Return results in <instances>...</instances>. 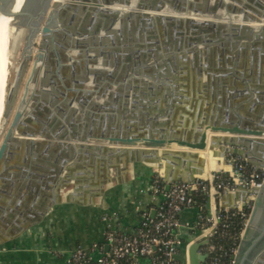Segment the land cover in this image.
Returning <instances> with one entry per match:
<instances>
[{
	"label": "water",
	"instance_id": "obj_1",
	"mask_svg": "<svg viewBox=\"0 0 264 264\" xmlns=\"http://www.w3.org/2000/svg\"><path fill=\"white\" fill-rule=\"evenodd\" d=\"M112 5L133 8H106ZM0 14L28 29L3 110L11 118L0 142V242L57 205L82 163L95 164L98 192L108 170L135 163L159 170L166 190L172 182L192 183L204 171V151L221 162L239 155L264 173V24L248 23L264 22V0H0ZM204 15L215 19H198ZM37 34L29 81L15 105ZM103 39L111 46H101ZM82 48L95 53L89 63L108 69L88 70L83 61L82 78L58 86L54 77L62 81L63 69L78 73L77 61L63 65L69 57L62 53L82 57ZM88 77L106 101L88 102L90 92L80 89ZM64 91L70 99H61ZM235 192L245 198L232 208L247 200L252 208L233 264L255 263L264 258V179ZM194 223L178 220L174 230L188 232L183 240L175 235L172 259L182 264L208 256L199 248L209 236L195 239L202 230L190 233Z\"/></svg>",
	"mask_w": 264,
	"mask_h": 264
},
{
	"label": "crops",
	"instance_id": "obj_2",
	"mask_svg": "<svg viewBox=\"0 0 264 264\" xmlns=\"http://www.w3.org/2000/svg\"><path fill=\"white\" fill-rule=\"evenodd\" d=\"M171 13L184 18L188 17L182 13ZM202 18L215 19L211 16ZM221 21H227V19H222ZM118 30L119 28L117 27V33ZM126 35L129 41V33H126ZM108 43L107 39H103L100 45L104 47L110 44ZM94 47H98V45H93V49ZM87 49L82 48L85 51L82 57L76 56L77 50H68L62 53L64 56L69 57V60L62 62L63 65L67 66L77 61L78 73L72 74L63 69V84L62 81H58L54 77L58 86L64 85L67 87L71 83L76 82L73 79L76 78L74 75L78 76L77 79L82 78L81 62L83 61L86 62L85 69L88 70L108 69L107 67L97 68L98 66L95 64L89 63L90 59L94 58L95 53L89 49L87 51ZM105 49L109 52L111 47ZM98 60L101 61L102 57L99 56ZM87 79L80 89H82L81 91L90 92L87 99L88 102L99 103L106 101L107 95L96 97L97 95L94 92L98 89L94 88L89 77ZM45 88L49 90L50 87L47 85ZM52 89H55V84H52ZM113 90L114 86L107 89V91ZM69 95V92L64 91L61 99H70L66 97ZM222 98L226 102L225 97ZM73 105H76V103H73ZM205 110H208V108L206 107ZM191 114L186 116L191 119L195 115ZM220 164L224 171L229 170L226 162H221ZM155 170V168L143 163H135L133 168L129 167L125 171L115 172L110 169L105 177L106 181L104 180V185L101 187L102 191L98 192L96 182H102V178L100 174L95 176V164L82 163L80 167L78 166L74 170V178L70 179L69 186L65 189L66 192L61 194L62 199L57 205L48 211L41 220L28 226L27 229L16 236L0 242V264H65V257L74 246H88L94 241H100L109 221L113 225L119 224L124 230L132 232L138 226L140 211L156 202L149 191ZM60 175L62 176L63 172ZM74 187L77 188L74 189ZM235 191H228L220 195L217 201L218 205L232 208L242 198H245L243 192L237 193ZM66 194L70 197L68 201L65 199ZM115 215L117 219L114 220L113 216ZM196 215V210L190 207L180 211L177 217L182 223H190L196 221ZM103 217H107V220H104ZM262 223L263 215L260 218V225L254 228V233L248 239L256 233ZM194 232L193 230L190 231V233ZM174 234L178 235L181 240L184 237H188V232L185 229H176ZM241 239L242 233L240 234L238 247ZM251 264H264V258H260L255 263L252 261Z\"/></svg>",
	"mask_w": 264,
	"mask_h": 264
},
{
	"label": "built area",
	"instance_id": "obj_3",
	"mask_svg": "<svg viewBox=\"0 0 264 264\" xmlns=\"http://www.w3.org/2000/svg\"><path fill=\"white\" fill-rule=\"evenodd\" d=\"M225 161L228 171H213L206 178L195 177L192 183L172 182L167 190L160 174H154L149 191L156 202L140 211L138 226L128 232L108 220L102 239L88 246H74L65 257V264H182L172 259L180 241L174 230L178 226V213L184 207L194 206L198 210L191 229L202 230L195 239L209 236V242L199 248L200 252L208 253L200 264H232L252 201L247 200L242 207L228 208L218 205V197L238 188L260 187L264 173L239 155L226 154ZM237 214L243 227L236 243L227 250L216 247L213 237H228L229 219ZM113 217L117 219L116 215ZM221 249L223 251L218 252ZM226 254L230 255V260L220 261L221 255ZM184 264H188L187 258Z\"/></svg>",
	"mask_w": 264,
	"mask_h": 264
},
{
	"label": "bare ground",
	"instance_id": "obj_4",
	"mask_svg": "<svg viewBox=\"0 0 264 264\" xmlns=\"http://www.w3.org/2000/svg\"><path fill=\"white\" fill-rule=\"evenodd\" d=\"M59 1H65V0H59ZM106 8H108V9L120 8L121 10H123L125 12V11H129L133 7H131V6L126 7V6H121V5H112V6H106ZM220 11L221 10H219L218 14L220 13ZM162 13H169L170 15H175V14H173L171 12H165V11H162ZM178 16H180V15H178ZM202 17L208 18L210 16L209 15H204ZM202 17H199L198 19L202 20L203 19ZM222 19H226V18L223 16ZM227 21H228V19H227ZM233 21H239V20H233ZM248 23L250 25H256V24L263 25L264 24V22H260V23L248 22ZM21 31H23V30H21L20 25L18 24V22L16 21V19L14 17L6 15V14H0V135H1L2 131H3L4 125L6 123V119H8V118H4L3 117V110H4L5 98H6V94H7L6 85H7V81H8L7 78H8V74H9L10 58L12 56V51H13V48H14V45H15L14 44L15 40L18 39V37L21 35ZM38 38H39V34H37L34 39H38ZM32 49L35 52L37 50V48H34V47H32ZM32 49H30V52H31ZM21 56H22L21 57V60H22L23 56H25L23 54V50H22V55ZM29 59H30V56H29ZM33 60L31 62V68H30L29 74H28V76H27V78H26V80L24 82L21 96L23 95L26 81H29V75H30V72H31V69H32ZM18 66H19V64L14 68L15 72H16ZM35 66H36V69H38L39 66H41V63L39 62ZM36 82H37V78H36L35 84H36ZM31 86H32V83L30 81V82H28V89L31 88ZM21 96H20V98H21ZM24 99L26 101H28L27 100V96ZM17 102H16V104H17ZM8 127H7V129H8ZM7 129H6V131H7ZM6 131H5V133H6ZM201 156L204 158V161H205L206 164L204 166L203 173L201 175H199V176L206 178V177H208L211 174V171L214 168H217L218 166H221V164H220L221 163V156H217V157L212 156L210 151L202 152ZM207 165H208V167H207Z\"/></svg>",
	"mask_w": 264,
	"mask_h": 264
},
{
	"label": "rangeland",
	"instance_id": "obj_5",
	"mask_svg": "<svg viewBox=\"0 0 264 264\" xmlns=\"http://www.w3.org/2000/svg\"><path fill=\"white\" fill-rule=\"evenodd\" d=\"M44 20H45V18L42 19V21L40 22V25L44 23ZM20 28L23 31H21V35L18 37V39L15 40V43H14L15 45H14V48H13V51H12V56L10 58L9 74H8V78H7L8 81H7V85H6V91H8L9 85L13 81V78L15 76L14 68L19 64V62L21 60L22 50H23V48H24V46L26 44V38H27V35H28V29L24 25H20ZM38 39H34V43H33V47L34 48H37L36 46H37ZM34 54H35V51H33V49H32L31 52H30L29 63L27 65V69H26V71L24 73V76H23V79H22V82H21V85H20V89L18 91L16 102L20 99L24 82H25V80H26V78H27V76L29 74L28 71L30 69V63L34 59ZM40 74H41V66H39V68H38L37 76H39ZM14 108H15V106H14ZM10 118H11V116H9L8 119H6V123L4 125L2 133L0 135V142H1V140H2V138L4 136V134H5V131H6L7 127L9 126ZM159 172H160L159 170H155L154 174L159 175Z\"/></svg>",
	"mask_w": 264,
	"mask_h": 264
},
{
	"label": "trees",
	"instance_id": "obj_6",
	"mask_svg": "<svg viewBox=\"0 0 264 264\" xmlns=\"http://www.w3.org/2000/svg\"><path fill=\"white\" fill-rule=\"evenodd\" d=\"M233 211V210H232ZM230 227H229V236L228 237H224V238H220V237H213L212 239V243L215 244L216 247L221 246V248L223 250H227L228 248L232 247L238 238V234L240 232V230L243 227L242 224V219L237 215H233L230 219ZM218 250V252L223 251V250ZM230 260V255L226 254V255H221L220 257V261L222 262H228Z\"/></svg>",
	"mask_w": 264,
	"mask_h": 264
},
{
	"label": "flooded vegetation",
	"instance_id": "obj_7",
	"mask_svg": "<svg viewBox=\"0 0 264 264\" xmlns=\"http://www.w3.org/2000/svg\"><path fill=\"white\" fill-rule=\"evenodd\" d=\"M27 102H29V101H27Z\"/></svg>",
	"mask_w": 264,
	"mask_h": 264
}]
</instances>
